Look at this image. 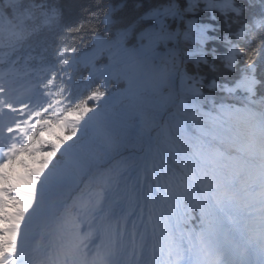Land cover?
I'll use <instances>...</instances> for the list:
<instances>
[{
    "label": "trees",
    "instance_id": "trees-1",
    "mask_svg": "<svg viewBox=\"0 0 264 264\" xmlns=\"http://www.w3.org/2000/svg\"><path fill=\"white\" fill-rule=\"evenodd\" d=\"M30 2H33L32 7L42 2L60 6L64 48L83 56L91 53L100 62L99 68L109 70L115 80L106 90L94 88L79 104L86 119L96 124V130L81 126L65 129L64 137L69 139H58L63 149L62 154L56 155L58 163H51L44 175L32 174L23 183L30 189L46 193L64 187L67 180L77 175L83 179L90 167L97 165L101 166V171L88 177L77 195L95 185L104 197L110 194L116 199V194H122L129 185L135 189L146 182L152 202L169 209L186 206L192 199L203 196L209 164L204 160L201 148L209 154L213 149L202 146L196 139L201 130L207 128L205 122L198 113L185 108L199 99L184 80L185 69L187 73L208 78L199 85L207 96H225L230 103L248 106L250 111L234 121L233 128L238 137L251 138L252 123L259 118L264 104L259 103L258 108H254L244 100L260 102L264 82L256 85L252 96L244 92L236 97L229 96L223 91L224 80L230 79L233 73L222 62V54L226 49L230 50L231 44L247 47L248 40L257 41L256 29L260 21L251 16L261 7H251L245 0H228L225 7L216 12V18L210 19L211 13L181 5L180 0H21L26 6H30ZM0 6H3L2 0ZM187 7L199 12L197 19L201 24L215 28L208 33L207 65L201 63L195 67L187 62L194 59L186 55L188 50H201V45L193 46L183 39L181 17L190 14ZM155 11H159L155 17L149 16ZM221 11L233 15L225 17ZM173 12L174 16L171 15ZM258 13L263 14L260 10ZM237 19L246 20L251 32L241 28ZM160 21H164V28ZM158 32L162 36L176 32L177 39H160L150 44ZM214 56L221 58L214 59ZM212 64L216 66L215 71ZM256 64L257 79L264 81V52L257 57ZM212 77L221 83L216 90L209 91L208 80ZM174 99H179L176 111L172 109ZM209 106L205 104V107ZM178 112L186 113V119L179 118ZM178 120L187 122L190 135L178 130ZM152 134L159 142L153 148L151 176H147L142 151L145 140ZM220 147L231 151V145ZM132 162H135V168H130ZM23 218L26 220L28 216Z\"/></svg>",
    "mask_w": 264,
    "mask_h": 264
},
{
    "label": "snow or ice",
    "instance_id": "snow-or-ice-1",
    "mask_svg": "<svg viewBox=\"0 0 264 264\" xmlns=\"http://www.w3.org/2000/svg\"><path fill=\"white\" fill-rule=\"evenodd\" d=\"M228 0H180L184 6H195L204 12L211 13L210 19L216 18ZM190 13L181 17L184 24L183 39L193 46L201 45L199 52L191 49L186 52L189 57H194L187 62L198 67L201 63L207 65V48L209 31H215L211 25L201 24L197 17L199 12L192 7L186 8ZM175 15V13H171ZM225 17L233 15L231 12L221 11ZM242 15V13L240 14ZM168 17H165L167 19ZM241 28L251 32V26L246 20L237 19ZM161 28L165 27L164 21L159 22ZM240 29H238L239 31ZM256 32L259 37L255 43L248 40V46L231 44L230 50L222 54V62L233 75L224 80L223 91L229 96L236 97L244 92L252 96L257 84L264 82L257 79V57L264 52V25ZM177 33L162 36L159 32L150 40V44L160 39L175 41ZM221 58L214 56V59ZM215 71V64L211 65ZM207 77L197 73H187L185 69L184 80L188 83L195 97H199L185 108L199 117L207 125L201 130V135L196 139L202 146L213 149L212 153L201 148L204 160L209 164L207 180L203 189V196L198 198L188 209L183 210L179 216L173 210L165 214L151 204L147 217L143 205L136 220H129L136 215V193L129 185L121 194L117 193V206L123 203L121 215L116 223L112 221L113 208L108 215L101 219L99 225L102 232V242L92 260V264H200L196 258L199 253H207L222 246L228 239L229 233L237 230V222L241 217L252 215L249 211L250 203L245 195L246 185L257 180L264 188V113L259 116V121L252 123L251 138H240L236 135L233 122L243 118V114L250 111L247 105L240 106L230 103L225 96L209 97L199 86ZM221 81L216 77L208 80L209 91L216 90ZM239 98H243L240 96ZM260 103L264 104V95L260 96ZM209 107H205V104ZM186 114V113H182ZM177 128L185 135L187 122L178 120ZM221 145H231V151H224ZM132 162L130 168H135ZM239 185V187H238ZM198 213L196 225L193 220ZM257 227L249 229L245 220V230L248 231L250 241H259L261 252L264 253V193L261 195V207L256 217ZM119 225V227H117ZM71 264H85L82 249L78 244H73L69 249ZM230 264H246L241 257Z\"/></svg>",
    "mask_w": 264,
    "mask_h": 264
},
{
    "label": "rangeland",
    "instance_id": "rangeland-1",
    "mask_svg": "<svg viewBox=\"0 0 264 264\" xmlns=\"http://www.w3.org/2000/svg\"><path fill=\"white\" fill-rule=\"evenodd\" d=\"M159 11H155L150 13L149 16L155 17ZM146 16L147 18L149 17ZM80 115H72L68 118V120H72V122L79 123L81 127H88L90 125L87 120L85 121H77ZM62 127L56 126L51 128L49 131L45 132L43 137L35 143L32 147V150L37 148L38 145L42 143L52 144L53 138L62 135ZM64 137V136H63ZM65 140H68L69 137H64ZM48 145V146H49ZM47 146V147H48ZM52 149V150H51ZM53 148H49V151L37 152L28 156H24L21 163L13 166L10 173L6 176L4 173L0 174V234L3 235L2 230L7 225V220L11 217L12 212L17 209L19 206L22 208V203H25V210L29 213L35 215L40 220L43 219L44 214L42 213L47 210L50 212V207L54 205V200L40 199L26 191L22 190H14L12 188V183L16 184L19 182L20 177L27 171L32 169H40L43 171L45 165L53 159ZM14 192H18L17 195H13ZM27 202V203H26ZM46 212V211H45ZM2 236H0L1 243Z\"/></svg>",
    "mask_w": 264,
    "mask_h": 264
},
{
    "label": "bare ground",
    "instance_id": "bare-ground-1",
    "mask_svg": "<svg viewBox=\"0 0 264 264\" xmlns=\"http://www.w3.org/2000/svg\"><path fill=\"white\" fill-rule=\"evenodd\" d=\"M58 7H59V10L61 12L60 6H58ZM87 128L91 130L93 127L88 126ZM34 153L35 152L32 150V151L26 153V155H31V154H34ZM143 163H144V161L142 160V164ZM16 193H18V192H16ZM89 193H95V190L94 189H89L88 191H85V194L87 196H88ZM21 203L23 204V202H21ZM45 211L42 213V215L44 214V216L48 217L49 216V212H47V211L45 212ZM72 223H73L72 217H70L69 215H65V216L63 215V216L60 217L59 222L56 224V227L59 228V229H64V228H66L68 226H71ZM1 230H3V229H1Z\"/></svg>",
    "mask_w": 264,
    "mask_h": 264
}]
</instances>
